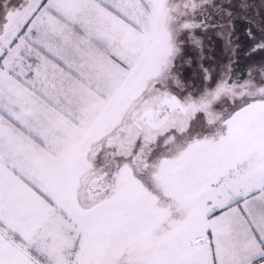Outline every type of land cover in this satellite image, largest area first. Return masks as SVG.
Here are the masks:
<instances>
[{
	"label": "snow or ice",
	"instance_id": "6c2138e0",
	"mask_svg": "<svg viewBox=\"0 0 264 264\" xmlns=\"http://www.w3.org/2000/svg\"><path fill=\"white\" fill-rule=\"evenodd\" d=\"M0 264H264V0H0Z\"/></svg>",
	"mask_w": 264,
	"mask_h": 264
}]
</instances>
